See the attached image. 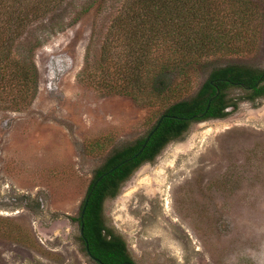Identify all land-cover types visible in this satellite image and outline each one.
Segmentation results:
<instances>
[{"label": "rangeland", "instance_id": "obj_1", "mask_svg": "<svg viewBox=\"0 0 264 264\" xmlns=\"http://www.w3.org/2000/svg\"><path fill=\"white\" fill-rule=\"evenodd\" d=\"M53 1L17 4L42 7L13 45L16 56L33 54L38 84L26 101L12 99L16 88L0 101V264H98L69 217L80 215L108 155L146 136L174 102L136 99L104 83L124 82L129 41L141 32L117 16L133 4ZM222 1L229 48L206 51L211 63L191 73L188 95L217 65L264 69V0ZM172 79L160 83L180 81ZM244 93L231 88L228 98ZM237 102L226 118L192 122L105 201L108 226L137 264H264V98Z\"/></svg>", "mask_w": 264, "mask_h": 264}, {"label": "trees", "instance_id": "obj_2", "mask_svg": "<svg viewBox=\"0 0 264 264\" xmlns=\"http://www.w3.org/2000/svg\"><path fill=\"white\" fill-rule=\"evenodd\" d=\"M22 1L0 0V101L3 99L2 93H9L15 88L19 94L12 99L26 101L38 84L33 54L16 56L13 45L30 24L28 17H37L42 7L22 10L17 5ZM52 2L47 0V5ZM127 2V5H133L117 16L118 22L132 19L141 34L129 41L123 84L117 86L106 83V78L103 79L104 83L111 90L126 92L136 99H150L151 102L155 99H173L174 102L158 119L157 123L160 120L161 123L142 151L157 123L146 136L125 143L108 155L95 172L80 215L77 218L69 217L78 221L80 230L84 225L80 239L88 255L98 264H137L126 240L108 226L104 211L105 201L118 195L121 185L134 171L145 162H153L168 143L182 139L192 122L226 118L238 108L237 101L259 105V100L264 98V69L236 63L217 65L195 94L188 95L192 83L191 73L211 63L212 57L206 51L214 49L215 55L217 49L229 48L230 37L224 36L221 31L225 19L217 13L221 0ZM222 2L234 7L241 4L239 0ZM236 13L242 21L240 24H244L247 21L245 13ZM187 30L190 33L188 35ZM146 31L161 33L152 36L146 35ZM171 74L174 75L173 79L169 78ZM175 78H180L179 83H160V80L166 83V80L175 81ZM150 81L153 83L152 89L147 86ZM158 83L167 85L166 90L160 88ZM231 88L243 89L245 93L231 100L228 98ZM100 176L103 177L92 189Z\"/></svg>", "mask_w": 264, "mask_h": 264}, {"label": "water", "instance_id": "obj_3", "mask_svg": "<svg viewBox=\"0 0 264 264\" xmlns=\"http://www.w3.org/2000/svg\"><path fill=\"white\" fill-rule=\"evenodd\" d=\"M160 123H161V120L157 123V125L155 126V128L150 132V134H149L148 138L146 139V141H145V143H144V145H143L141 151L145 148V146L147 145V143H148V141H149V139H150L152 133L157 129V127L160 125ZM102 177H103V176H100V177L98 178V180L94 182V184H93V188H92V189L95 188L97 182H98ZM84 213H85V207L82 209V214H81L82 219H83V217H84ZM83 231H84V225H82V227H81V233H83Z\"/></svg>", "mask_w": 264, "mask_h": 264}]
</instances>
